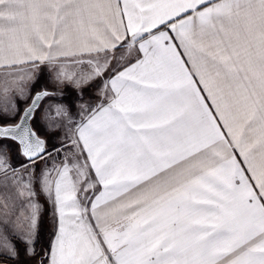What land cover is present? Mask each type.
<instances>
[{"label":"snow or ice","instance_id":"6c2138e0","mask_svg":"<svg viewBox=\"0 0 264 264\" xmlns=\"http://www.w3.org/2000/svg\"><path fill=\"white\" fill-rule=\"evenodd\" d=\"M0 264H264V0H0Z\"/></svg>","mask_w":264,"mask_h":264}]
</instances>
